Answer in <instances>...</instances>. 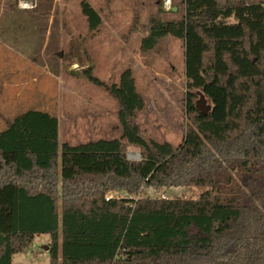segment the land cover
Instances as JSON below:
<instances>
[{"label":"trees","instance_id":"trees-1","mask_svg":"<svg viewBox=\"0 0 264 264\" xmlns=\"http://www.w3.org/2000/svg\"><path fill=\"white\" fill-rule=\"evenodd\" d=\"M80 5L97 30L100 13ZM161 14L150 18L140 51L169 35L184 43L182 144L145 137L132 71L108 86L88 57L81 73L117 101L119 137L60 145L58 118L37 109L7 123L0 264L39 235L51 238L50 264H264V0H184L180 19ZM129 147L140 161L128 160ZM172 188L199 194L160 196Z\"/></svg>","mask_w":264,"mask_h":264},{"label":"rangeland","instance_id":"rangeland-1","mask_svg":"<svg viewBox=\"0 0 264 264\" xmlns=\"http://www.w3.org/2000/svg\"><path fill=\"white\" fill-rule=\"evenodd\" d=\"M22 1L0 0V131L16 116L37 109L58 118L60 145L119 137L117 101L81 73L89 57L93 75L108 86L132 71L145 102L136 120L145 137L175 148L182 144L188 124L184 43L169 35L154 50L140 51L150 18L162 8L163 20L180 19V0L178 13L165 0L162 7L159 0H85L103 19L95 31L81 12L84 0H28L24 9ZM202 101L208 110L201 96L197 105ZM127 157L140 161L139 149L129 147ZM198 194L172 188L160 196ZM50 243L49 235L36 236L12 264H50Z\"/></svg>","mask_w":264,"mask_h":264},{"label":"crops","instance_id":"crops-1","mask_svg":"<svg viewBox=\"0 0 264 264\" xmlns=\"http://www.w3.org/2000/svg\"><path fill=\"white\" fill-rule=\"evenodd\" d=\"M176 1L177 0H172V10L171 11L174 12L173 10L175 9L176 11L174 13H178L179 12V9H180V7L177 5ZM180 1H181V5H180L181 6V9H182V7L184 9V0H180Z\"/></svg>","mask_w":264,"mask_h":264},{"label":"built area","instance_id":"built-area-1","mask_svg":"<svg viewBox=\"0 0 264 264\" xmlns=\"http://www.w3.org/2000/svg\"><path fill=\"white\" fill-rule=\"evenodd\" d=\"M24 1H28V0H24ZM24 1H22V2H20V6L24 9V4H23V2ZM172 2V0H165V2H164V5L168 8V9H170L171 8V3ZM25 3H27V2H25ZM110 197H112V195H110L109 196V198ZM109 198H107V200H109Z\"/></svg>","mask_w":264,"mask_h":264},{"label":"water","instance_id":"water-1","mask_svg":"<svg viewBox=\"0 0 264 264\" xmlns=\"http://www.w3.org/2000/svg\"><path fill=\"white\" fill-rule=\"evenodd\" d=\"M174 12L176 11L175 9L173 10ZM197 107H198V109L200 110V111H202L203 113H207V108H205V105H204V103H203V101L202 102H200L198 105H197ZM129 160V159H128ZM48 249V248H47Z\"/></svg>","mask_w":264,"mask_h":264},{"label":"bare ground","instance_id":"bare-ground-1","mask_svg":"<svg viewBox=\"0 0 264 264\" xmlns=\"http://www.w3.org/2000/svg\"><path fill=\"white\" fill-rule=\"evenodd\" d=\"M133 158H137L138 157V155H134V156H132Z\"/></svg>","mask_w":264,"mask_h":264}]
</instances>
